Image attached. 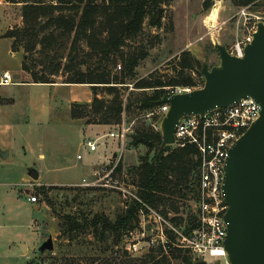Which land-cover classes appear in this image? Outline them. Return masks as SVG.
Returning <instances> with one entry per match:
<instances>
[{
  "label": "rangeland",
  "instance_id": "1",
  "mask_svg": "<svg viewBox=\"0 0 264 264\" xmlns=\"http://www.w3.org/2000/svg\"><path fill=\"white\" fill-rule=\"evenodd\" d=\"M43 1L44 6L51 4L50 0ZM65 1L69 2L60 3L63 8L54 9V14L75 12L80 4L79 0ZM52 2L54 4L57 0ZM22 4L20 0H0L2 35L15 26L23 25ZM215 8L217 16L213 20L211 13ZM156 11L160 20L159 25L150 26L149 18L153 11L147 14L141 32L134 39H127L122 48L123 54L138 49L146 50L147 53L135 67L133 78L126 80L127 87H122L126 89L120 90L125 107L120 123L129 128L126 138L123 144H120L118 139L105 135L107 159L93 168L89 161L90 159L96 161L99 152L89 151L85 144L86 140L95 139L115 128V125L110 124L97 125L103 123L99 122V117L91 115V122L88 123L85 122L87 117L71 118L74 110L78 112L91 110L93 87L89 84L77 86L79 98L87 96L88 100L71 99L68 88L61 86L65 83L63 82L65 74L62 71L58 75L49 76L51 82L46 84L0 85V151L8 152L6 153L8 156L0 154V251L5 254L6 261L20 264V260L13 252L25 254L26 247L27 256H32L29 263L31 260L34 261L31 264H59L68 256L80 260L78 264H91L89 263L91 258L104 262L116 256L118 260L125 259L121 246L125 235L117 243H114L111 236L104 242H98L92 232L86 230L68 239L66 235L59 233L58 223L60 215L80 217L82 214L90 218L94 213L100 212L113 220L124 210L128 192L135 194L137 187L132 181L137 180L138 176L134 174L132 168L135 169L141 163L147 147L143 144L133 145L131 137L135 129L144 125L143 121L146 122L144 125L146 127L156 124L158 119L156 114L152 115L151 112L135 108L134 98L144 92L134 87L135 80L153 73L162 75L164 79L173 76L183 51L189 52L198 61H206L211 66L217 63V51L213 47V41L222 43L229 49L234 43L243 41L252 33L258 21L264 22L263 0L246 6L234 5L232 0H172L156 7ZM69 45L70 39L63 38L50 48L53 50L52 54L64 57L62 64L65 62ZM86 50V43L83 40L75 47L79 57ZM8 51V40L0 38V75L6 69L14 79L27 80L26 73L20 67L23 60L22 48L13 55H9ZM119 65L124 67L121 59L116 57V69L112 70L118 72ZM35 69L37 73L42 70L40 65ZM197 70L198 65L193 71L186 70L194 82L188 86L195 88L202 86L203 77L197 74ZM172 85L176 84L164 88ZM145 90L151 92V89ZM97 92L98 98L105 101L112 97L103 90L99 89ZM130 101L134 106H127ZM101 141L100 143L104 142ZM114 153L117 154L115 157ZM77 154L81 157L77 158ZM118 161L121 162L122 169L112 177L117 182L110 181L112 185L101 184L104 179L96 182V178L103 174L104 169ZM29 168L38 172L36 180L29 176ZM95 171L98 175L94 176ZM83 178L92 184L80 185ZM41 186H51L47 192V199L38 189ZM124 192L126 196H123ZM31 195L38 197L36 203L28 200V196ZM169 197L178 207L177 213L181 216L187 215L191 210L192 198L189 195L185 199L175 195ZM169 204L168 202L159 205L157 210L165 209L169 214L173 212ZM48 235L52 236L53 250L37 252L38 246ZM19 243L24 245L23 249ZM146 252L144 250L141 254L128 256L132 258L134 264H138ZM174 262L173 259L170 264Z\"/></svg>",
  "mask_w": 264,
  "mask_h": 264
},
{
  "label": "trees",
  "instance_id": "2",
  "mask_svg": "<svg viewBox=\"0 0 264 264\" xmlns=\"http://www.w3.org/2000/svg\"><path fill=\"white\" fill-rule=\"evenodd\" d=\"M14 1V0H12ZM51 4L44 6L43 0H20L22 26H15L4 33L5 37L12 40V50H23L22 69L30 74L32 82H51L49 76L58 75L60 71L65 74V83L89 84L93 87L94 97L91 101L90 109L78 112L72 111L71 118L78 119L87 117L85 122L90 121V115L99 117V122L103 124L116 125L120 123L121 114L125 110L122 103L120 90L126 89L128 78H133L135 67L138 62L146 56V50L138 49L123 54V46L127 39H134L142 29L144 18L150 14L149 25H159L156 7L169 3L172 0H79L80 4L75 12H58L54 14V9H62L60 3L69 2L65 0H50ZM258 0H232L234 5L246 6L255 4ZM264 2V0H263ZM47 31V32H46ZM57 31L59 34H57ZM70 39V47L62 64V57L59 54H52L50 48L61 39ZM85 41L87 50L79 57L75 47L80 41ZM116 57L122 61L120 70L116 69ZM42 70L37 73V66ZM198 65L197 74L202 77L201 61L196 60L187 51H183L178 66L175 67V74L166 79L162 75L150 74L135 80L134 87L142 89L134 99L135 108L139 111H154L160 104L165 93V86L193 85V78L187 71H193ZM84 67L81 68V67ZM121 87V88H119ZM103 90L112 95L109 101L100 99L97 90ZM145 89H151L146 92ZM123 93V92H122ZM133 102H128V107L134 106ZM126 106V107H127ZM153 115V114H152ZM156 124L160 121V116ZM145 125L146 122L143 121ZM135 129L131 137L133 145L143 144L147 147V152L142 156L141 163L132 168L137 180H133L137 187L135 195L125 202V208L112 220L104 213H94L90 218L81 214L75 217L70 214L60 215L58 230L60 234L66 235L68 239L90 230L98 242H104L109 236L117 243L120 238L135 228L138 222V212L145 206L157 210L159 205L170 203L174 213L178 207L170 200L169 195H175L185 199L189 195L192 200L197 197L198 166L197 149L193 145L184 148H176L172 145L166 146L156 155V145L161 141L159 128L155 129L153 124ZM130 136V135H129ZM122 169L120 161L117 162L113 170V176ZM51 186L39 187L40 193L47 199V192ZM87 189H93L86 187ZM145 209V208H144ZM158 211V210H157ZM167 217V210H159ZM186 219L184 230L188 232L196 224V215L187 213L186 217L175 216L170 220L176 225ZM182 224V223H181ZM171 241L174 240L172 234L167 231ZM125 259L118 256L111 260L98 261L91 258V264H134L132 258L123 251ZM131 260H126V259ZM206 264L204 260L195 258L187 250H181L168 246L166 250L162 247L151 248L140 259L138 264ZM72 256L64 257L59 264H78Z\"/></svg>",
  "mask_w": 264,
  "mask_h": 264
},
{
  "label": "water",
  "instance_id": "3",
  "mask_svg": "<svg viewBox=\"0 0 264 264\" xmlns=\"http://www.w3.org/2000/svg\"><path fill=\"white\" fill-rule=\"evenodd\" d=\"M213 47L217 63L210 66L201 61V87L162 96L161 103H168V108L159 121L161 141L155 146L156 155L174 143L175 127L184 116L203 117L246 97L260 105L258 118L231 145L224 163L221 189L227 205L223 214L227 262L206 264H264V22L256 23L242 56L229 53L224 44L216 41ZM28 174L34 180L38 178L33 168L28 169ZM45 250H53L51 235L37 248L39 253Z\"/></svg>",
  "mask_w": 264,
  "mask_h": 264
},
{
  "label": "built area",
  "instance_id": "4",
  "mask_svg": "<svg viewBox=\"0 0 264 264\" xmlns=\"http://www.w3.org/2000/svg\"><path fill=\"white\" fill-rule=\"evenodd\" d=\"M252 33L245 37L243 41H237L229 53L242 56L244 45L250 41ZM119 68V66H118ZM13 83L12 75L9 71L2 73L0 84L9 85ZM195 87L184 85H172L165 88V95L170 96L192 90ZM163 94V95H164ZM168 103H161L152 114L161 117L166 112ZM260 105L251 97L241 98L238 102L223 108L214 109L203 117L187 115L179 119L174 132V143L176 148H184L193 145L197 149L198 185L197 197L192 200L191 213L196 215V224L188 232L184 230L186 219L180 225H176L170 219L181 216L179 213L169 212L165 217L159 211L145 206L138 212V222L134 229L127 231L125 240L122 242L123 250L129 255L141 254L144 250L162 247L166 250L171 246L187 250L195 258L204 260L207 263L219 260L227 262V253L224 249L225 223L223 214L227 205L222 196V178L224 174V163L231 145L245 132L249 125L258 118ZM158 129L157 124H153ZM129 128L119 123L113 130L105 135L118 139L123 144ZM89 151L97 149V139H87L85 142ZM122 147V146H121ZM121 152L119 153L120 158ZM81 156L77 154V158ZM117 162L104 169L103 174L96 178L104 179L100 182L103 185H112L117 182L113 177V170ZM98 172L95 171V175ZM111 181V182H110ZM92 182L82 179L80 185L89 186ZM116 187V186H115ZM122 190V189H121ZM123 193L126 199L137 198L131 191ZM28 200L36 203V195L28 196ZM186 217V214L182 215ZM169 231L174 240L168 237Z\"/></svg>",
  "mask_w": 264,
  "mask_h": 264
},
{
  "label": "crops",
  "instance_id": "5",
  "mask_svg": "<svg viewBox=\"0 0 264 264\" xmlns=\"http://www.w3.org/2000/svg\"><path fill=\"white\" fill-rule=\"evenodd\" d=\"M0 38H4V39H6V40H8V46H9V51H8V54L9 55H13V54H16L17 53V50H12V47H11V43H12V40L10 39V38H8V37H5L4 36V33H3V35H2V33H0ZM23 57V56H22ZM22 61L23 60H21V65H22ZM21 65H20V67H21ZM4 71H8V70H3L2 71V73L4 72ZM24 71V70H23ZM25 73H26V77L28 78L27 80H21V79H18V78H16V79H14V77H13V75H12V78H13V83L12 84H20V83H28V84H33V85H39V84H46V83H40V82H32V80H31V76H30V74L29 73H27L26 71H24ZM2 73H1V75H0V79H1V76H2ZM18 80H20V81H18ZM64 85H61V86H63V87H67L68 88V91H69V94H71L70 95V98L71 99H73V100H81L82 98L83 99H87L88 100V97L87 96H84V97H80L79 98V94H78V92H77V90L79 89L77 86H81V85H84V84H78V83H63ZM0 85H2V84H0ZM10 85V84H9ZM61 86H59V87H61ZM98 95V94H97ZM13 101V100H12ZM11 101V102H12ZM97 125H101V126H107L106 124H97ZM88 126V125H87ZM104 139V137H107V136H105V133L104 134H101L100 136H97V138H95V139H97V141L99 140V142L97 143V152H99V155L97 156V158H96V161H93L92 159H90V161H89V164H91L92 165V168H93V166L94 165H96V164H98L99 162H103V161H105V159H107V156H106V154H107V147H106V142H105V140L106 139H104V140H100V139H102V138ZM100 141L101 142H103V143H100ZM95 150V151H96ZM7 154H8V152H6ZM6 154V156H8ZM117 155V154H116ZM118 157H119V155H118ZM35 208H37V206H35ZM19 245H20V243H19ZM16 256H17V258L20 260V264H31V263H33L34 261L33 260H31L32 262L31 263H29V260H30V258H32V256L30 257V256H27V247H26V253L24 254V253H17V252H13ZM4 256H5V254L3 253V252H1L0 251V264H15V263H11V262H9V261H6V259L4 258ZM35 264V263H34ZM39 264V263H38Z\"/></svg>",
  "mask_w": 264,
  "mask_h": 264
},
{
  "label": "bare ground",
  "instance_id": "6",
  "mask_svg": "<svg viewBox=\"0 0 264 264\" xmlns=\"http://www.w3.org/2000/svg\"><path fill=\"white\" fill-rule=\"evenodd\" d=\"M213 11H212V13H211V18H213V20H215L216 19V16H217V9L215 8V9H212ZM207 17V16H206Z\"/></svg>",
  "mask_w": 264,
  "mask_h": 264
}]
</instances>
